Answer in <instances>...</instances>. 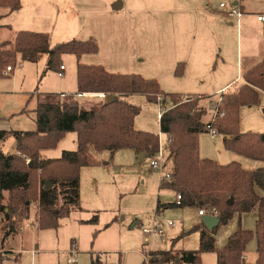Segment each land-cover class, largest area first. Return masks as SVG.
I'll list each match as a JSON object with an SVG mask.
<instances>
[{
    "label": "rangeland",
    "instance_id": "1",
    "mask_svg": "<svg viewBox=\"0 0 264 264\" xmlns=\"http://www.w3.org/2000/svg\"><path fill=\"white\" fill-rule=\"evenodd\" d=\"M263 1L242 0V3L257 12L264 10ZM221 2L226 6L222 8ZM235 2L240 0H32V5H25L26 9L31 14L44 16L43 19L23 23V14H13L11 20L15 22L14 29L27 26L34 31L48 32L51 45L73 39H95L99 51L83 55L80 61L83 64L102 65L112 73L157 79L164 93L210 96L200 99L199 105L207 109L203 120L211 118V121L213 104L220 101V96L211 90L220 81L236 74L241 44L243 54L248 36L252 35L255 40L261 37L259 47L264 44L263 24L258 22L255 13L242 18V37L238 39L236 17L228 15ZM119 3L125 7L116 9ZM103 5L106 6L102 8ZM225 25L227 38L224 42L216 35ZM12 35V31L5 30L0 34V43L12 39ZM202 46L208 54L207 58L204 56L207 62L201 74L196 75L188 58L192 61L191 52ZM225 52L226 63L223 61ZM19 63L13 73L0 77V128L35 130V109L37 96H40L37 90L65 91L75 86L77 58L74 54L62 55L60 64L67 67L63 78L59 77L58 70L48 69L47 55L37 63ZM246 66L244 62L243 67ZM177 69L182 74L178 75ZM28 91L33 94L31 98ZM188 97L191 96L182 99L187 101ZM129 100L141 107L135 120L137 128L160 134L165 145L167 137L160 132L158 117L161 103L151 102L145 94L131 95ZM165 104L169 108L172 102L167 100ZM240 127L243 131L264 132V93L259 103L242 107ZM76 138V132H69L55 148L43 150L42 155L57 158L64 150H76ZM223 139L220 134L215 139L208 132L200 134L201 154L220 164L229 163L232 153L226 149ZM13 144L12 136L4 143L0 141L5 153L15 152ZM17 156L22 157V152ZM97 159L100 164L81 168L83 209L73 210L60 220L58 227L38 228L40 186L37 198L33 196L27 214L18 222L17 234L6 236L7 222L0 218V238L5 240L0 250L9 257H5L3 264H142L143 248L152 251V263L156 264L163 256L155 251L169 250L174 242V250L198 249L200 233L193 229L201 224L202 215L197 207L169 206L156 212L158 200L166 204L176 202L177 198L174 191L159 189L162 172L151 166V156L123 149L113 156L103 151L97 154ZM247 161L242 163L250 168ZM5 198L8 202V193ZM157 216H160L165 236L148 237L143 228L151 227ZM236 219L235 216L230 225L220 227L217 248L225 244ZM242 219V225L255 230L253 213L245 214ZM170 221L174 222L173 226L169 225ZM256 243V239L248 243L250 257L257 252ZM11 249L14 251L9 254ZM201 257L202 264H217L216 252H207ZM72 259L76 261H70ZM170 262L163 264H186Z\"/></svg>",
    "mask_w": 264,
    "mask_h": 264
},
{
    "label": "trees",
    "instance_id": "2",
    "mask_svg": "<svg viewBox=\"0 0 264 264\" xmlns=\"http://www.w3.org/2000/svg\"><path fill=\"white\" fill-rule=\"evenodd\" d=\"M0 7L19 10L21 0H0ZM98 51L99 45L93 38L51 45L48 33L28 30L19 31L14 41L0 43V77L7 66H16L19 59L38 62L47 55V67L51 70L60 69L64 54H74L78 60L77 92L40 94L35 130L0 129V141L14 136L16 148L23 154L21 157L5 153L0 146V218L7 222L5 235L19 232L18 222L27 214L39 186V229L56 228L73 210H82L81 168L100 164L97 154L109 151L113 156L121 149H133L153 157L159 149L158 133L136 128L141 107L129 97L145 94L151 102H159L157 95L164 94L172 105L162 113L159 124L172 142L165 162L168 174L160 176L159 189L172 190L182 199L180 204H163L158 200L156 212L169 206H193L204 209L206 215L218 216L220 223L213 230L204 223L193 229L200 232L196 250H174L173 243L169 250L155 251L163 256L156 264L170 261L202 264L201 256L207 252H216L217 264H245V251L252 239L257 241L255 264H264V196L257 192V187L264 188V167L250 170L238 161L224 165L200 156L199 136L206 129L202 118L207 109L199 101L210 96L164 93L157 79L112 73L102 65L80 62L83 55ZM177 74L182 71L177 69ZM242 78V83L220 95L223 101L219 104V114L211 123L224 136L227 150L264 161V133L243 132L240 127L242 107L259 103L264 93V60ZM100 92L107 96L88 104L89 107L78 98L82 93ZM108 96L113 100L108 102ZM183 96L191 97L185 101ZM69 132L77 133L76 150H64L57 158L42 155L43 150L55 148ZM48 183L51 186L47 188ZM252 210L258 212L255 230L240 224L225 245L217 248L216 234L220 227L228 225L235 214ZM4 241L0 238V248ZM5 257L0 252V264Z\"/></svg>",
    "mask_w": 264,
    "mask_h": 264
},
{
    "label": "crops",
    "instance_id": "3",
    "mask_svg": "<svg viewBox=\"0 0 264 264\" xmlns=\"http://www.w3.org/2000/svg\"><path fill=\"white\" fill-rule=\"evenodd\" d=\"M71 2H77L78 0H70ZM222 3H224V2H221L220 3V6H221V4ZM27 4H31L32 5V0H27V2L25 1V0H21V8L19 9V10H15V11H11L9 8H6V7H0V34H2L5 30H9V31H12L13 32V35L12 36H10L12 39H9V40H6V41H14L15 40V37H16V34L19 32V31H22V30H28V31H34V29H31V28H29V27H27V26H21L20 28H16V29H14L13 28V26H14V21H12L11 20V17L13 16V14H16V16H18V15H20V14H23L22 16V18H23V21H21V22H28V21H31V20H35V19H43L44 18V16H37V15H34V14H31L30 12V10H28V9H26V7H25V5H27ZM262 4L264 5V1L262 2ZM121 5V6H120ZM106 5H103L102 6V8H104ZM116 6H118V4L116 5ZM225 6H226V4H225ZM224 6V7H225ZM234 6H236L238 9H240L242 12H243V16L241 17V18H239L238 19V17L237 16H232V17H236V24H237V37H238V39H239V36H241L242 37V34H241V31H240V26H241V22H242V18L244 17V15L245 14H248V13H255L256 14V16L258 15V14H260V13H264V10H262V11H257V12H252V10H250V7L248 8V6H246L244 3H242V0H240V2H235L234 3ZM124 8L125 7V5L124 4H119V8ZM222 8H223V6H221ZM249 9V10H248ZM264 9V8H263ZM59 11H61L60 9H59ZM257 20H258V18H257ZM11 21V22H10ZM258 22H261V21H259L258 20ZM262 23V22H261ZM263 24V23H262ZM264 25V24H263ZM263 25H262V36H263V38H264V27H263ZM226 27H227V25H225L224 27H223V30L220 28V32H219V34H217L216 35V37L217 38H221V41L223 40L224 42L226 41ZM31 29V30H30ZM35 32H39V31H35ZM45 33H48V32H45ZM49 34V33H48ZM224 34H225V36H224ZM261 38V37H260ZM257 39L256 38V40L254 39V37L251 35V36H248L247 37V39H246V50H245V54H243V47H242V44H241V46H240V42H239V46H240V50H239V57H237V62H236V67H237V71H236V74H234V75H232L231 77H228L226 80H222V81H220L215 87H213L212 88V90L211 91H213V93L215 94V95H218V96H220L222 93H224L227 89H230V88H232L234 85H236V84H240V83H242L243 82V78H242V75L246 72V71H248V70H250L251 68H253V67H255L257 64H259L260 62H262L263 60H264V44H263V46L262 47H259V43L261 42V39ZM241 40H242V38H241ZM4 42V41H3ZM205 47L204 46H202L200 49H198V50H194V51H192L191 52V56H194V58H193V60L191 61V59L190 58H188V61H189V64H191V67L193 68V69H195L196 70V75H200L201 74V71L203 70V68H204V62H207L206 60H205V58H207L208 57V54H207V52H205V49H204ZM247 50H249V51H247ZM207 54V55H206ZM240 54H241V56H240ZM243 54V55H242ZM86 55V54H85ZM204 56H205V58H204ZM226 56H227V52H225V54H224V56H223V61H224V63H226L227 62V58H226ZM83 57V56H82ZM81 57V58H82ZM77 58V57H76ZM80 58V61L82 60ZM194 59H195V63L193 64V61H194ZM20 62V63H19ZM22 62H29L30 63V61H23V60H21V59H19V61H18V63L20 64V65H22ZM77 62H78V60H77ZM244 62L246 63V68H244L243 67V65H244ZM18 63H17V65H18ZM31 63H37V62H31ZM17 65L16 66H13V70L10 72V73H13L14 72V70H15V68L17 67ZM245 69V70H244ZM6 70V69H5ZM5 70H4V72H3V74L4 75H8V74H5ZM59 71V70H58ZM66 71H67V67L65 66V70L63 71V73H64V75L62 76V78L63 77H65L66 76ZM60 77V76H59ZM75 86L74 85H71L70 87H69V90H61V91H44V92H41V91H38L37 90V92H36V94H47V93H60V94H62V93H65V94H68V93H76L77 92V70H76V80H75ZM28 94H31V96H30V98L33 96V94L31 93V91H28L27 92ZM35 93V92H34ZM188 95H191V94H188ZM195 95H199V96H203V94H195ZM217 96V97H218ZM30 98L28 99V102L30 101ZM37 98H38V96H37ZM78 98L79 99H83L85 102L84 103H87V107H89V105L88 104H92V103H94V102H98V101H100L102 98L101 97H99L98 95H97V93H82V94H79L78 95ZM92 98H94L95 100H93L92 102L90 101ZM216 98V97H215ZM167 100H169V98L167 99ZM167 100H165V98L163 99V101L161 102V104H159L160 106V108H159V112H158V117H159V119H160V117H161V114L163 113V110H166L168 107H166L165 105V103H166V101ZM38 103V102H37ZM158 103V102H157ZM160 103V102H159ZM164 103V104H163ZM163 104V105H162ZM172 105V104H171ZM170 105V106H171ZM36 110V109H35ZM241 111H242V109H241ZM204 117V116H203ZM211 119V118H210ZM210 119H207V120H203V118H202V121L205 123V124H207L208 122H209V120ZM135 126H136V122H135ZM136 128H137V126H136ZM1 129V128H0ZM138 129V128H137ZM3 130H8V129H3ZM140 130H142V129H140ZM161 130V129H160ZM242 130V129H241ZM243 131V130H242ZM160 132H163V131H160ZM206 132H208L206 129L203 131V132H201L200 134H204V133H206ZM243 132H247V131H243ZM255 132H258V131H255ZM209 133V132H208ZM262 133H264V132H262ZM77 134V133H76ZM163 134V133H162ZM210 134V133H209ZM219 134V133H218ZM217 134V135H218ZM160 134H158V136H159ZM164 135V134H163ZM217 135L215 136V137H213L211 134H210V136L212 137V138H217ZM221 135V134H220ZM222 136V138L224 137L223 135H221ZM12 140H13V145L15 146V147H17V141H16V139H15V137L14 136H12ZM224 140V139H223ZM10 142V141H9ZM2 143H4V142H2ZM76 143H77V138H76ZM4 145L2 144V147H3ZM3 150H4V147H3ZM121 150H123V149H121ZM5 151V150H4ZM16 151H17V148L15 149V152L14 153H16ZM136 152V151H135ZM228 152H229V150H228ZM7 153H9V152H7ZM14 153H11V154H14ZM230 153H232V155H230V157H229V163L230 162H232V161H238L244 168H246V169H257V168H261V167H264V161L263 160H257V159H253V158H249V157H246V156H243V155H240V154H238V153H235V152H231L230 151ZM200 156L202 157V158H207V157H205V156H203L202 154H201V149H200ZM212 159V158H211ZM244 160H248L247 161V164L248 165H250L249 167L250 168H247V167H245L244 166V164L242 163ZM249 160H253V161H249ZM218 162V161H217ZM219 163V162H218ZM228 162H227V164H229ZM224 165H226V164H224ZM160 182V181H159ZM257 192L261 195V196H264V188H261V187H257ZM176 194V193H175ZM248 213H253L254 214V218H255V225H256V220H257V217H258V212H257V210H252V211H250V212H245V213H242V214H239V213H237V214H235V216L236 217H238V219H236L237 220V222H235V224H234V226H231V231H229L228 232V236H227V240H228V238H229V236L234 232V231H236L237 230V228L239 227V225L241 224L242 225V217L245 215V214H248ZM200 215V214H199ZM203 216V215H202ZM235 216L233 217V219L235 218ZM232 219V220H233ZM231 220V221H232ZM231 221H230V223H229V225L231 224ZM203 223V221L201 222V224ZM201 224H198V225H201ZM197 225V226H198ZM242 227L243 228H245V229H247V228H251V226H249V225H244V223H243V225H242ZM200 233V232H199ZM200 236V235H199ZM217 236H218V233L216 234V238H217ZM181 237V236H180ZM227 240H226V242H227ZM174 241H176V239L174 240ZM173 241V242H174ZM225 242V243H226ZM257 242V241H256ZM4 243H5V241H4ZM173 244V243H172ZM199 244H200V238H199ZM225 245V244H224ZM249 245V244H248ZM248 245H247V247H248ZM173 246V245H172ZM223 246V245H222ZM174 247H175V242H174ZM174 247H173V249H174ZM172 248V247H171ZM256 249H257V243H256ZM175 250H177V249H175ZM12 251H14V249H11V251H8V253L10 254ZM255 256H252V257H250V255H249V252H248V250H247V248H246V251H245V264H255V261H256V259H257V252L254 254ZM6 258H9V257H7L6 256ZM178 263V262H177Z\"/></svg>",
    "mask_w": 264,
    "mask_h": 264
},
{
    "label": "built area",
    "instance_id": "4",
    "mask_svg": "<svg viewBox=\"0 0 264 264\" xmlns=\"http://www.w3.org/2000/svg\"><path fill=\"white\" fill-rule=\"evenodd\" d=\"M221 6H225V3H222ZM228 15L229 16H237L238 19L241 18L243 16V12L238 9L236 6H233V8L228 12ZM257 18L259 21H261L263 24H264V13H260L257 15ZM13 70V66L9 65L6 67V70H5V74H8L10 73L11 71ZM65 70V65L62 64L60 66V69L58 71V75L60 77H62L64 75L63 71ZM97 95L101 98H105L107 95L105 93H97ZM164 99V95L163 94H159L158 95V101L161 103ZM223 101V99L220 97V101L214 103V118L213 120L209 121L206 125V130L213 136L215 137L217 134H218V131L216 129V127L211 123L214 121V119L217 117V115L219 114V104ZM165 112V110H163V113ZM162 115V114H161ZM163 133L164 135H166L167 137V141H166V144L163 145V142L161 140V135H159V149L158 151L156 152V154L152 157L151 159V166L154 168V169H158L160 170L162 173L161 174H168V169L166 168L165 166V162H166V159H167V155H168V149H169V146L172 142V138L167 134V133H164V132H161ZM162 134V135H163ZM16 154L17 155H21V152L19 151H16ZM162 176V175H161ZM176 198H177V204H180L181 203V199H182V196L180 194L176 195ZM199 214L200 215H206V211L203 209V210H199ZM169 225L170 226H173L174 225V222L170 221L169 222ZM143 232L146 236L150 237V236H158V237H164L165 236V232H164V229L162 228V221L160 220V216H157L155 218V222L153 223V225L151 227H144L143 228ZM146 247V246H145ZM1 252V250H0ZM152 252L151 250L149 251H146V248H143V258H144V261L143 263L144 264H153L152 263V259L154 257L151 256V253ZM34 253V252H33ZM70 261H76V259H72ZM155 264V263H154Z\"/></svg>",
    "mask_w": 264,
    "mask_h": 264
},
{
    "label": "water",
    "instance_id": "5",
    "mask_svg": "<svg viewBox=\"0 0 264 264\" xmlns=\"http://www.w3.org/2000/svg\"><path fill=\"white\" fill-rule=\"evenodd\" d=\"M119 4H118V6H115L116 9L119 8ZM112 100H113L112 96H108L107 97V101L108 102H110ZM50 186H51V184L48 183V185L46 187L48 188ZM202 221H203L204 225L210 230H213L214 228H216L219 225V223H220L219 217L218 216H214V215H203L202 216Z\"/></svg>",
    "mask_w": 264,
    "mask_h": 264
}]
</instances>
